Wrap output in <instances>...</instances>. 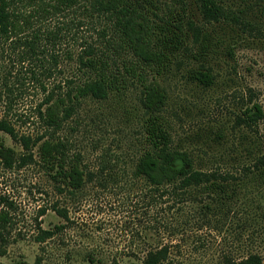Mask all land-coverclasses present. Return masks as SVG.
<instances>
[{
	"label": "rangeland",
	"instance_id": "374dc122",
	"mask_svg": "<svg viewBox=\"0 0 264 264\" xmlns=\"http://www.w3.org/2000/svg\"><path fill=\"white\" fill-rule=\"evenodd\" d=\"M187 1L188 22L182 40H176L183 44L169 55L159 76L168 96L161 120L173 147L191 153L196 168L232 174L227 193L170 209L167 196L155 197L145 178L132 175L146 148L140 87L105 100L87 98L55 132L70 140L86 174L93 173L82 189L60 191L39 162L0 167V193L15 202L0 264H37L38 257L40 264H129L164 244L170 245L171 264H222L225 254L241 261L251 253L264 264V165L255 166L264 157V0H222L240 13L239 23L209 21L195 0ZM73 17L61 15L49 24H65ZM165 33L173 31L158 29L157 39ZM76 35L90 31L65 26L61 41L50 42L40 59L20 65L22 94L9 112L20 132L45 133L36 109L47 93L30 70L37 71L47 89L64 85L74 76L75 62L68 53L79 48ZM5 51L10 63L20 49L6 44ZM44 66L48 71L43 75ZM191 69L209 70L213 84L195 82ZM256 104L262 118L249 125L242 119ZM20 115L24 120H18ZM0 136L21 150L9 135ZM54 204L67 210L68 220L52 209ZM62 223L63 230L37 240L41 228Z\"/></svg>",
	"mask_w": 264,
	"mask_h": 264
},
{
	"label": "trees",
	"instance_id": "16d2710c",
	"mask_svg": "<svg viewBox=\"0 0 264 264\" xmlns=\"http://www.w3.org/2000/svg\"><path fill=\"white\" fill-rule=\"evenodd\" d=\"M195 3L209 21L240 22V13L222 0H195ZM187 4V0H0V108H3L0 132L9 135L21 147V150L15 149L0 136V167L13 169L39 162L60 191L82 189L93 173L86 174L81 155L73 153L70 140L55 135L56 130L63 127L85 99L105 100L113 94L123 95L137 84L141 89L140 103L147 115L143 126L146 148L139 155L132 175L145 178L154 189L155 197L167 196L170 209L183 202L195 203L204 195L212 200L215 194L225 195L232 174L214 168H196L191 153L173 147L170 131L161 120L168 96L159 76L166 69L169 55L175 54L183 44L178 46L176 40H182L184 23L188 22L185 19ZM68 14L74 17L67 23L49 24L54 18ZM156 19L163 25H157ZM65 26L67 29L87 26L90 31L88 36L76 35L79 48L68 53L75 62L74 76L64 85L47 89L37 71L30 70L31 78L40 81L47 93L36 109L45 133L20 132L9 112L22 94L18 92V85L23 84L24 79L21 67L27 60L40 59L50 42L61 41ZM189 26L192 27L191 21ZM166 28L173 33H165L158 40L157 30ZM6 44L20 49L17 58L10 63L5 61ZM47 71L44 66L41 73L44 75ZM189 76L204 86L214 82L209 70L191 69ZM21 116L18 120H24ZM260 118L262 109L256 104L253 113L247 109L242 120L251 125ZM259 163L264 165L263 156L258 157L255 166ZM13 208L15 202L0 193L2 255L6 253L5 232L12 223ZM207 208L211 209L209 205ZM52 209L69 219L65 208L54 204ZM64 227L65 223L41 228L37 240L43 242ZM261 262L257 253L241 261H235L228 254L222 259V264ZM36 263H41L40 257ZM129 264H171L170 245L152 247L141 262Z\"/></svg>",
	"mask_w": 264,
	"mask_h": 264
}]
</instances>
